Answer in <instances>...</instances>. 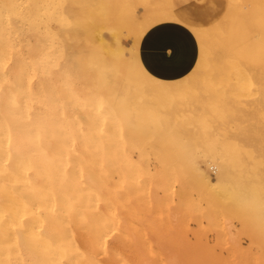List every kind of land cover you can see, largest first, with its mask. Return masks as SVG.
Here are the masks:
<instances>
[{"label":"bare ground","instance_id":"obj_1","mask_svg":"<svg viewBox=\"0 0 264 264\" xmlns=\"http://www.w3.org/2000/svg\"><path fill=\"white\" fill-rule=\"evenodd\" d=\"M7 1L0 2V15L8 13L9 6H13V2ZM115 1L118 4L120 0ZM121 1L118 8L122 5ZM126 1L134 2L132 6L136 5L135 2H137L136 6L140 4L142 13L138 15L137 7H132L128 15L129 10L126 8H130L131 3L123 0L120 11H126L125 17L120 13L119 19H114L113 16V19L104 21L106 27L112 22L114 24L110 26V31L109 28L107 29L108 33H112V28L115 26L113 20H117L116 23L119 20L117 27L122 22L119 24L121 29L126 25L124 40L122 38L115 40L116 50L113 49V52L106 38L100 35L104 53L108 56L111 54L113 64L118 67L114 73L125 76L131 81L124 85L126 90L134 89L136 84L143 83L145 88L158 93V97L166 98L177 95V93L166 95L165 91L168 88L183 89L188 86L186 81L199 80L205 75H217V78L227 75L232 76L234 80L246 77L264 78L263 65L247 66L232 54L235 49L246 47L251 41L246 38L247 33L241 28L238 31L235 22L232 24L234 30L231 28L230 36L227 29L233 16L240 11L248 9L247 16L253 17L257 8L264 10V0H241V2L228 0L231 2H227L226 9L229 6L231 12H227L228 9L221 20L206 23L195 20L190 16L191 13L186 12L187 10L184 12V8L179 9L175 4L176 8L166 6L157 9L161 0H147L148 3L146 0L145 3H140L141 0ZM150 1L156 2L157 5ZM149 3L155 5L154 9L145 7L146 4L149 6ZM11 9L13 10V7ZM256 20H263L261 29L254 31L263 38L262 42H264V17L254 19ZM162 22H172L184 27L192 33L197 42L196 63L187 75L179 79L162 80L151 76L143 68L138 57V46L144 33L153 25ZM249 24L257 25L253 21ZM7 41L4 30L0 28V47L1 45L8 47ZM36 50L33 48L31 51L30 56L33 58L37 57ZM3 52L4 49H0V57ZM4 64L3 58H0V76L8 75L3 83H9L4 87L0 86V264L124 263L127 253H122L123 257L121 253L115 252L125 246L123 243L120 248L121 242L117 241L121 238V234L124 235V231L120 232L118 225L120 219L118 220L117 217L118 224L115 221L119 214H115V211L121 212L119 207L125 191L129 193L130 198L137 200L146 198L143 201L145 208L151 206L152 212H156L158 204L160 207L162 197L165 195H171L178 208L188 205L192 202L194 191L205 203L206 211L201 217L206 222H211L216 208L228 207L230 210L234 208L237 214H246H238L240 215L238 217L244 218L245 215L253 222L252 224L257 228L254 233L260 235L263 243L261 246L264 247V89L257 98L247 104L248 108L244 109L239 105L238 108L234 107L235 97L231 94L236 91L235 89L240 88L237 84L232 85L234 90L231 88L230 91H233H229L226 96L222 93V96L227 98L231 96L230 100H234L231 101L233 103L230 102L233 107H229L231 104L222 99V104L226 106L229 104L225 107V112L230 115V119L226 120L224 131L218 133L221 139L218 135L213 139L214 145L208 149L205 159L215 177H210L194 158L186 159L188 161H185L188 165H186V168L188 167L186 173L189 170L191 185L186 178H178L174 181L176 186L170 190L171 160L166 154L169 149L163 150L166 153L163 152L162 155L165 156L155 154V165L151 173L146 158L143 157L146 151L144 146L149 144L147 136L138 131L135 134L136 141H108L105 127L108 104L104 92L105 82L95 84L77 70L62 65L48 70L42 77L40 89L44 88L46 92L40 98L39 105L32 106L13 92L15 87L22 88L20 86L23 85L19 81L18 59L15 58L11 66H6L5 71H3ZM12 83L15 85L10 88ZM161 92L165 93L160 94ZM60 98L71 102L76 111L67 112L59 102ZM237 109L241 110L240 113L236 112ZM82 123L85 124V131L82 129ZM111 127L112 130L116 128L113 123ZM117 129L119 130V128L115 130ZM161 144L164 146L163 143ZM165 146L168 148L167 144ZM132 149L138 153L135 159L128 152ZM154 149L157 150L156 147ZM155 150L157 154L160 153ZM154 207H156L155 211H153ZM236 212L233 214L236 215ZM121 215L120 213L118 216ZM123 222L122 220L121 224ZM254 233L249 238H252ZM256 235L254 237L258 238L259 236ZM124 239L122 237V241ZM115 240L119 249H115L116 245H111ZM253 241L255 238H252L248 244L259 243L257 240L256 243ZM155 244L152 248L148 246L149 250L147 246L142 245L146 247V253L153 252L154 255L160 256L146 254L141 246V253L143 251L145 254L138 252L136 255L132 251L131 257L129 255L131 259L127 258L128 263L160 264L161 261L157 262L156 259L163 256L159 250L156 254ZM251 245L247 249H250ZM256 245L260 249V244ZM256 245L254 249L257 251ZM239 248L242 250L241 246ZM248 252H245L247 258L245 256L244 258L252 260V255L250 257ZM260 252L261 250L259 256L262 255ZM118 254L122 258H119ZM239 254L236 256H241ZM174 256L173 254L172 257ZM170 257L167 262L171 260ZM259 258L253 262L257 264L262 257ZM174 259L172 258V261ZM183 260L188 264L190 262L188 257ZM162 261L164 264L165 260Z\"/></svg>","mask_w":264,"mask_h":264},{"label":"rangeland","instance_id":"obj_2","mask_svg":"<svg viewBox=\"0 0 264 264\" xmlns=\"http://www.w3.org/2000/svg\"><path fill=\"white\" fill-rule=\"evenodd\" d=\"M124 1L131 3L126 0ZM238 1L241 2V0ZM121 2V6H123V0ZM142 2L145 3V0H141L140 3ZM227 2L228 0H161L159 2L161 5L158 4L159 6L156 2L151 3L157 5V9L166 6L173 8L177 6L179 9L184 8V12L187 10L186 12L191 13L190 16L192 18L195 20L198 18L201 22L206 23L208 21L217 22L227 12H231L229 6L228 9L230 11L226 9ZM10 3L13 4V6H9L10 11L0 15V28L4 30L8 40L6 42L8 47L6 45H1L0 47V49H4L0 58H3V61H5L3 71H5L6 66H11L15 58L18 59L20 67L19 81L23 85L20 86L22 88L15 87L13 90L17 97L20 96L22 100H25L32 106L39 105L40 98L46 92V89H40L42 77L50 69L68 65L95 84L105 82L106 89L104 92L108 101L107 112L105 114V127L108 141H136L135 134L138 131L142 135L147 136L149 144L144 146L146 151L143 157L146 158L145 161H147L151 173L155 165V154L156 156H163L164 154L162 155V153H166L163 150L169 149V151L167 150L169 154H166L171 160L170 190L176 186V182L174 181L178 178H186L188 184L191 185L190 176H188L189 170L186 173V169L188 168H186V162H188L186 159L194 158L210 177H215L205 159L208 155V149L214 145L213 139L218 133L224 131L226 120L229 121L228 119H230V115L225 112V107H228L229 104L233 103L231 101L235 99L234 102L237 106L234 105V107L238 108L241 106L242 109L248 108L247 104L251 103L253 99L263 92L264 78L246 77L234 80L227 72L231 77L221 75L217 78V75H205L199 80L186 81L185 83H188V86H192L191 88H188V86L183 89L179 88L178 90L168 88L165 91L166 95L174 93H177V95L166 98L158 97V93L145 88V84L143 83L136 84V88L134 89L126 90L124 85L131 81H128L125 76L122 77V75L114 73L118 67L113 64L114 60L111 54L108 56L104 53V48L100 43V35H103L114 52L116 50V41L121 38L124 40L123 36L126 25L124 29L121 26V29L119 24H122V22L117 27L116 24L119 20L117 23V20H113L116 28L114 26L112 33H108L107 29L111 30L110 26L113 22L111 25H109V22L107 23L109 27H106L104 23V21H109V18L113 16L115 17L114 19H119L120 13H126V11H120L121 6L119 5L120 8H118L119 3L117 4L115 0H10ZM133 3L130 4V8H126L128 5L125 7L126 10H129L128 15L132 7H137V14L140 15L143 11L139 6L140 4L136 6L137 2H135L136 5L132 6ZM152 4L149 3V6L146 4L147 6L145 7H149V9L155 7ZM12 7L13 10L11 9ZM247 10L240 11L241 14H235L231 22H229L227 29L230 36L233 22H238V26L240 27L242 24V30L248 33L249 36L251 35L253 41L249 46H242L231 52L240 62L247 66H264L263 38L254 31V29H261L263 20L254 21V19H263L264 10L257 8V12L253 17L247 16ZM260 10L262 12H258ZM125 20L127 21V17ZM250 21L255 22L257 24L255 25L256 27L249 24ZM195 43L197 48L196 40ZM33 48L37 49V57L35 58L30 56ZM197 56L198 48L196 49L195 61L186 75L194 67ZM212 73L214 74V71ZM7 76H0L1 87L9 84L3 83L6 81L5 77ZM133 83H136V81H133ZM234 84H237L240 88L238 90L235 89L236 91L233 94L235 95L236 93V96L231 94L235 98L230 100L231 96L229 98L225 96L234 90L232 86ZM14 85V83L10 84V88ZM23 87L26 88L24 89ZM231 88L233 89L232 91H230ZM165 92H161L160 94ZM222 93L225 96H222ZM222 99H225L226 103L229 104L227 106L222 104ZM59 102L63 104L67 112L76 111V108L73 109V105L68 100L60 98ZM230 106L233 107L232 104ZM238 111L239 109L236 110V112ZM111 123L116 128H119V130L117 129L116 131V128L112 130ZM82 129L83 131L86 130L84 123H82ZM218 137L221 139L219 135ZM155 144H158V146ZM166 144L168 148L165 146ZM155 147L160 153L154 152ZM160 149L162 150L160 151ZM132 151L135 152L133 153ZM128 152L134 159L138 155L134 149ZM122 200L119 207V210L121 208V212L115 211V214L119 213L118 215H120L121 213L122 215H117L116 218L114 216V218L116 222L117 217L121 222L122 220L124 221L122 224L119 221L120 224L117 222L120 232L124 231V235L121 234V238L119 237L120 239H117V241L121 242L120 248H122L123 243H125V246L123 245L121 250H115V252L121 253V255L122 253H127V258L129 255L131 257L132 251L136 255L138 252H140L139 254H143L147 243L150 242L151 244L148 243V246L152 248L156 241L157 243L154 247V249L156 248V254H158L157 250H159L161 256L166 258L159 257L161 260L157 258V262L161 261L160 264H163L162 260H165L164 264H172V262L173 264L175 262L176 264H188L186 260H183L187 257L191 262L189 264H241L242 262H244L242 264H256L253 261L258 260L259 257L264 258V247H262L261 237L258 233H254L256 232L254 230H257V228L252 224L253 222H251L249 217L245 216V213H243L245 214L244 218L238 217L243 214L238 213L240 214L238 215L237 210L232 209L231 205L229 208L232 211L228 207L216 208V212L212 214L211 222H206L201 217L203 212L206 211L205 203L194 191L191 197L192 202L181 208L176 207L177 203L171 195L163 196L161 202L159 201L160 207L158 204L159 209L157 208L156 212H152L151 206H147L146 209L143 199L130 198L127 191H125V196ZM139 202H142V204ZM221 203H219L220 206H222ZM155 208H153V211H155ZM233 212H236V215ZM253 233L254 235L251 237L255 238V241L257 240L259 243L253 242L258 245L260 244V249L256 244H248L252 241V238L249 237ZM255 234L259 237H254ZM115 235L117 237V233ZM122 237L125 238L123 241ZM118 242L115 240L111 245H116L115 249H119ZM249 245H251V248L247 249ZM255 245L258 247L257 251L255 250ZM141 246L144 249L142 253ZM240 246L245 252L254 250L253 252H248L250 257L252 255V260L244 258V256L246 257V253L242 252L239 248ZM238 248L240 249L239 251ZM259 250L262 252L261 256L258 254ZM166 252L170 256L174 254L175 256L171 257L173 259L176 258L172 261V258L169 256L171 260L169 259L167 262L166 260L169 257L168 255L166 256ZM240 252L241 254H239ZM151 253L154 255L153 252ZM238 254L241 256H236ZM122 256L124 257V255ZM122 256L119 255V258H122ZM158 256L160 255L158 254ZM130 257L128 259H131ZM240 257L241 259L244 258V261L242 260L241 263H239L241 261ZM127 258L124 257L126 260L121 264H129ZM262 258L257 264H264V259L262 260ZM169 261L172 262L170 263Z\"/></svg>","mask_w":264,"mask_h":264},{"label":"crops","instance_id":"obj_3","mask_svg":"<svg viewBox=\"0 0 264 264\" xmlns=\"http://www.w3.org/2000/svg\"><path fill=\"white\" fill-rule=\"evenodd\" d=\"M197 21L201 22L198 18ZM237 27L238 31L243 28L242 24L238 26V22ZM246 38L251 40L247 43L249 46L253 37L247 33ZM196 49L195 40L187 29L176 23L162 22L153 25L144 33L139 42L138 57L151 76L162 80H175L191 69Z\"/></svg>","mask_w":264,"mask_h":264}]
</instances>
